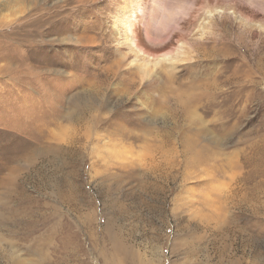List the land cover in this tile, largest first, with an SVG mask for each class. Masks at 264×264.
I'll use <instances>...</instances> for the list:
<instances>
[{"label": "rangeland", "instance_id": "374dc122", "mask_svg": "<svg viewBox=\"0 0 264 264\" xmlns=\"http://www.w3.org/2000/svg\"><path fill=\"white\" fill-rule=\"evenodd\" d=\"M62 2L0 0V264H264V33L240 60L253 82L211 100L205 131L174 130L197 119L156 117L141 86L100 98L129 103L130 133L115 115L89 132L68 118L99 98ZM98 5L89 24L112 31L121 3Z\"/></svg>", "mask_w": 264, "mask_h": 264}, {"label": "bare ground", "instance_id": "6f19581e", "mask_svg": "<svg viewBox=\"0 0 264 264\" xmlns=\"http://www.w3.org/2000/svg\"><path fill=\"white\" fill-rule=\"evenodd\" d=\"M101 1L63 0L60 6L55 4L51 7V14L64 8L70 16L68 21L74 22L73 16L78 18L79 30L74 34L75 41L89 49L86 52L88 78L82 74L79 81L82 87L88 86L84 92H91L99 100L92 106H78L68 117L70 121L76 118L75 124L78 119L89 118L87 131H99L101 119L114 115L116 118L124 117V122L120 121L123 123L115 128L124 129L127 134L130 131L135 117L130 118L127 112L131 111L129 103L123 109L120 106L116 111L105 110L106 113L102 114L100 98L106 90L114 95V87L121 95L137 93L141 86L146 95L156 92L158 100L151 95L152 98L147 97L151 98V111L156 117L170 116L176 120L179 114L192 115L196 121L181 126L175 124L172 128L205 131L210 120H204L200 112L210 109L211 100L230 89L240 92L243 86L253 82L254 72L247 77L242 70L246 62L240 63V60L251 46L260 45L261 33H264V0H116L121 5L107 17L114 26L108 32L103 31L104 25L103 29L100 24L91 26L87 18V10L96 7L103 11L98 5ZM12 15L16 20L23 12L18 10ZM224 47L233 48L236 52L226 58L228 51ZM241 52L243 56H240ZM220 61L224 63L223 70L217 69ZM232 65L237 68L226 74ZM149 84L153 89L146 90ZM73 86H79L78 80ZM132 112L137 116L139 110ZM136 129L147 132L140 123L136 124Z\"/></svg>", "mask_w": 264, "mask_h": 264}]
</instances>
